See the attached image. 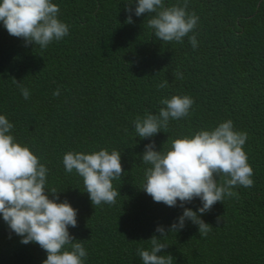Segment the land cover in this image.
Returning <instances> with one entry per match:
<instances>
[{"label": "trees", "instance_id": "1", "mask_svg": "<svg viewBox=\"0 0 264 264\" xmlns=\"http://www.w3.org/2000/svg\"><path fill=\"white\" fill-rule=\"evenodd\" d=\"M52 2L69 33L46 48L26 46L0 22V115L13 124L15 142L47 167L46 189L60 191V200L78 210L77 227L69 231L86 249L84 264H143L137 250H150L153 235L168 245L160 254H171L173 264H264V0H187L199 20L182 42L155 37L147 25L154 13L133 11V23H126L132 0ZM164 2L182 6L184 0ZM165 80L168 86L158 88ZM173 95L194 100L189 114L170 118L166 132L138 137L136 117L158 114L161 99ZM229 119L247 133L253 186L234 187L238 195L202 215L211 226L207 236L186 220L183 229L160 237L156 227L167 229L183 209L156 203L141 189L150 167L142 160L144 146L154 140L166 152L174 139ZM101 149L121 152L124 174L112 181L120 191L115 204L93 207L83 178L65 171L63 157ZM200 206L199 198L185 205ZM20 241L0 215V264H42L46 252Z\"/></svg>", "mask_w": 264, "mask_h": 264}, {"label": "clouds", "instance_id": "2", "mask_svg": "<svg viewBox=\"0 0 264 264\" xmlns=\"http://www.w3.org/2000/svg\"><path fill=\"white\" fill-rule=\"evenodd\" d=\"M132 3L133 0L125 5L128 13L125 22L133 23V11L137 17L154 13L147 25L162 42H182L199 20L194 12L187 11V0L182 6L179 3L165 6L164 0H136L134 9ZM59 11L52 0H0V22L9 35L21 38L26 46L46 48L53 40L68 35L69 27L58 19ZM189 41L193 48L197 47L195 35L189 36ZM14 83L20 87L19 80L14 79ZM167 86V80L157 85ZM21 93L25 99L30 97L27 88L21 87ZM59 94V89L53 92V96ZM160 103L165 107L158 114L146 113L134 120L138 137L149 138L160 131L166 132L169 119L186 117L194 100L188 95H173L162 98ZM12 128L6 116L0 115V215L11 232L21 237L22 244L34 242L46 252L42 264H84L86 249L69 231L70 226L77 227L78 210L67 198L60 200V191L46 189L47 167L28 146L15 142L10 134ZM246 139L247 133L235 130L229 119L214 129H201L191 136L174 139L166 152L157 150L154 140L144 146L142 160L150 167L145 171L141 189L156 203L183 209L167 229L162 225L156 227L160 237L183 229L186 220L198 226L201 236H207L211 226L202 215L225 196L238 195L233 192L234 187L253 186V169L243 148ZM63 164L67 173L75 170L83 178L93 207L115 204L120 191L114 189L112 181L124 174L121 152L69 151L63 157ZM219 176L224 177V182L218 185ZM196 198L202 206L196 210L185 207ZM219 219L220 216L217 224ZM149 240L150 250H137L143 264H173L171 254H160L168 245L156 235Z\"/></svg>", "mask_w": 264, "mask_h": 264}]
</instances>
